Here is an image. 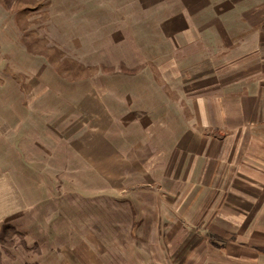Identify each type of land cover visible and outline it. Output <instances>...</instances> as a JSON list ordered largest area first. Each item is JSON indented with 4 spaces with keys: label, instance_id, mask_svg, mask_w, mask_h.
Instances as JSON below:
<instances>
[{
    "label": "crops",
    "instance_id": "0c3cea01",
    "mask_svg": "<svg viewBox=\"0 0 264 264\" xmlns=\"http://www.w3.org/2000/svg\"><path fill=\"white\" fill-rule=\"evenodd\" d=\"M176 5L179 13L161 24L164 42L173 49L164 58L161 83L149 74L140 83L143 75H137L115 95L98 85L97 95L84 100L77 130L66 137L55 129L52 142L43 146L46 119L59 117L64 104L36 100L30 111L36 149L45 152L34 157L51 155L48 148L60 152L67 141L72 153L82 156L84 170L96 175L101 205L107 209L110 199L128 207V235L146 248L142 264H175L168 253L184 240L188 245L187 238L179 243L180 237L235 235L236 221L248 217L241 204H251L264 188V0H178ZM68 108L61 119L69 118ZM17 116L24 127L23 115ZM9 117L2 123L11 122ZM111 124L118 133H109ZM16 133L9 130L0 138L9 142L21 134ZM10 144L3 148L6 156ZM23 158L20 164L30 167L32 161L26 165ZM41 164L35 170H48ZM105 221L114 229L124 223L117 214Z\"/></svg>",
    "mask_w": 264,
    "mask_h": 264
},
{
    "label": "rangeland",
    "instance_id": "374dc122",
    "mask_svg": "<svg viewBox=\"0 0 264 264\" xmlns=\"http://www.w3.org/2000/svg\"><path fill=\"white\" fill-rule=\"evenodd\" d=\"M177 1L0 0V133H21L9 142L0 138V264H142L146 260L141 252L144 245H137L139 237L128 235V207L110 199L107 209L101 205L96 175L84 170L82 156L72 153L67 141L60 152L48 148L51 155L34 157L43 150L36 149L30 111L37 100L47 106L51 101L64 104L60 109L64 113L75 96L69 118L49 114L43 146L52 142L55 129L66 137L67 131L77 130L84 120V100L97 95L98 85L115 95L122 93L121 86L133 85L137 75H143L140 83L147 82L146 74L161 83L164 58L173 53L164 42L161 24L179 13ZM18 114L26 120L24 127L16 121ZM4 116H10L11 122L3 124ZM113 126L111 135L118 133ZM74 140L76 151L79 143ZM8 144L12 153L6 156L2 151ZM22 158L32 161L30 167L20 164ZM37 159L48 170L37 171ZM241 207L248 217L236 221L240 228L235 235L180 237L179 243L187 238L188 245L184 247V240L168 253L175 264H264V188L256 200ZM115 214L124 219L121 228L116 225L119 229L105 225V218ZM4 216L11 219L3 220Z\"/></svg>",
    "mask_w": 264,
    "mask_h": 264
}]
</instances>
